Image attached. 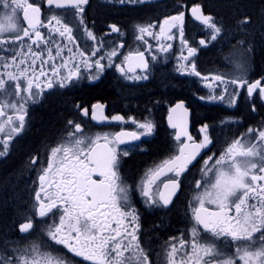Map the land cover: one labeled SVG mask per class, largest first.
<instances>
[{
    "label": "flooded vegetation",
    "instance_id": "flooded-vegetation-1",
    "mask_svg": "<svg viewBox=\"0 0 264 264\" xmlns=\"http://www.w3.org/2000/svg\"><path fill=\"white\" fill-rule=\"evenodd\" d=\"M29 2L41 7L42 21L47 22L51 15H57L64 23L73 27L75 44L59 36L55 37L57 44L65 46L62 57L73 55L79 62V52L90 55L94 45H98L101 39L103 44L100 51L91 59L94 61L114 48L117 55L112 57L113 67L106 68L99 80L90 82L81 78L64 88H60L58 84L51 89L45 87L36 102L27 105L25 127L19 133L13 134V138L8 140L6 155L0 156V241L5 251L11 252L13 247H24L36 242L40 245V254L35 258L39 260L44 259L43 254L50 253L54 264L59 260H63L64 264H93L92 261L75 256L63 246L54 245L48 240L45 229L53 222H58L59 215L53 216L49 213L48 217L41 218L36 213L38 205L35 194L40 190L38 177L47 167L52 148L68 144L81 135L95 137L98 133L114 134L121 130L143 131L132 123L135 120L152 122V134L141 137L139 141L117 145V151L119 153L133 144L137 145L127 156L121 154L120 175L128 186L132 206L139 213L137 235L140 246L147 254L149 264H166V253L171 250V245H178L179 240L184 238L189 241V245L178 252L176 260L186 258L185 254L191 252V228L195 223L190 205L195 204L194 196L203 190L197 189L195 182L202 178L200 169L204 160L209 156L215 160L233 140L247 137L248 128L264 127V101L260 99L258 91L249 100L246 91L242 90L235 107H229L221 102L200 99L210 92L201 77L211 78L215 74L235 77L239 72L237 65L245 62L250 82L264 77V0H144L142 3L133 4L120 3L119 0H88L83 5V19L87 28L98 38L95 42L79 24L73 8L56 9L48 6L47 0ZM196 6L222 26V33L216 41H210L209 30L192 13V8ZM181 12L184 13L183 39L187 42L186 46L181 43L178 29L173 28L171 33L160 32L161 27L167 28L164 25L166 18ZM7 14L6 10H0V27L5 29L0 32V38L15 34L9 29L10 21L5 18ZM245 17L250 18V23L242 25L241 21ZM16 22L18 26L26 27L22 20V10L18 13ZM109 25L117 26L120 31L112 32ZM148 25H152L148 31L153 35L143 34V39H138L141 35L139 28ZM40 31L45 36L49 33V29L45 27ZM168 35H173L174 38L168 39ZM201 39L206 41V47L200 45ZM242 39L245 40L243 46L238 43ZM161 45H171V48L165 52L160 49ZM249 45L252 48L250 54L246 52ZM188 47L196 48V55L187 62L179 61L182 52L187 56ZM68 48L72 49L71 53ZM138 52L144 53V59L149 64L147 80L135 79V76L145 74L137 66L139 61L135 55ZM0 55L7 57L11 53L3 52V46H0ZM129 55L133 58L125 61L124 58ZM60 59L57 58L55 63L59 64ZM191 62L195 63L196 71L201 76L181 75L177 71L178 63ZM51 63L44 66L49 77L52 75ZM101 63L107 64L108 60H102ZM115 64L125 67L127 75L132 79L121 76ZM129 64L133 67V72H127ZM39 67L37 62V72ZM61 72L65 73L66 69H61ZM84 75L87 76V73L84 72ZM40 79L43 82L46 78ZM180 102L187 109V115L183 118L193 141L200 142L203 139L200 128L207 124L212 143L200 151L188 171L179 177L180 188L167 209L146 208L143 203L146 198L140 194V187L151 174L150 170H156L164 160L178 154L174 139L176 130L169 126L168 117L170 109ZM95 105L101 107L94 109ZM253 105L255 111L252 110ZM83 109L88 110L87 116L83 114ZM4 112L0 123L7 121L9 115H16L11 108H4ZM179 112L180 110L173 114L174 118ZM93 114L96 116L95 120L92 119ZM115 115L123 116L126 122L112 121L111 117ZM69 120L74 124L79 123L82 133H76L73 126L68 124ZM18 123L13 119V126ZM70 131L72 136H69ZM7 132L8 126L5 125V132L0 133V139H7ZM86 143L87 141L85 145ZM2 147L0 145V149ZM33 158L36 159V164L31 162ZM257 174L261 173L257 170ZM175 178L172 173L161 175L153 185V190H163V182ZM93 179L99 178L94 176ZM3 200H8L9 204L3 205ZM207 207L214 208L213 205ZM56 212L53 209V213ZM29 218L32 219L33 229L26 234L20 233L19 226ZM113 227L116 225L113 224ZM199 231L202 239H214L210 234L204 233L203 229ZM172 237L176 239H170ZM215 243L226 256H234L235 247L230 239L220 238ZM125 255L128 256L129 253ZM236 264H242V261L237 259Z\"/></svg>",
    "mask_w": 264,
    "mask_h": 264
},
{
    "label": "snow or ice",
    "instance_id": "snow-or-ice-1",
    "mask_svg": "<svg viewBox=\"0 0 264 264\" xmlns=\"http://www.w3.org/2000/svg\"><path fill=\"white\" fill-rule=\"evenodd\" d=\"M119 2L133 4L142 3L144 0H119ZM87 3L88 0H47V5L56 9L73 8L79 24L84 27L87 36L95 42L98 38L87 28L83 19V5ZM0 10H6L8 13L5 18L10 21L9 29L15 33L8 38H0L3 52L11 53L7 57L0 55V69H3L0 71V117L5 115L4 108H11L16 113L15 117L9 115L7 121L0 123V133L5 132V125L8 126L7 139H0V145L3 146L0 149V156H4L9 148L8 140L25 127L27 105L36 102V98L45 87L51 89L58 84L60 88H64L81 78L95 82L101 78L106 68L113 67L112 57L117 55V51L114 48L93 61L91 57L96 56L103 44L101 39L98 45H94L90 55H86L83 51L79 52L81 57L79 62L73 55L64 58L62 52L65 46L57 44L55 37L64 38L72 44H75V38L72 35L73 27L64 23L57 15H51L47 22L42 21L41 7L29 0H0ZM21 10L26 27L18 26L16 22ZM192 13L209 30L210 41H216L222 33V26L218 25L211 15L204 14L199 6L193 7ZM183 22V12L166 18L164 25L167 28L161 27L160 32L171 33L173 28L178 29L181 43L186 46L187 42L183 39ZM249 23V17L241 21L242 25ZM42 27L49 29L47 36L40 31ZM150 27L152 25L140 27L141 35L137 38L143 39V34L153 35L148 31ZM109 28L112 32L120 31L115 25H109ZM4 30L0 27V32ZM167 38L173 39L174 36L168 35ZM199 43L207 46L204 39ZM238 43L243 46L245 40L242 39ZM53 46H55V55H53ZM169 48L171 45L160 46L165 52ZM68 52L71 53L72 49L68 48ZM246 52L248 54L252 52L250 45L246 48ZM187 53V56H184L182 52L179 61H189L190 57L196 55L197 49L188 47ZM57 58H61L59 64L55 63ZM132 58L129 55L124 60L129 61ZM135 58L139 61L137 66L145 73L135 76V79L147 80L149 64L144 59V53L138 52ZM105 59L108 63H101ZM153 59L155 60L156 57ZM37 62L40 65L38 72ZM50 62H52L51 77L44 68ZM115 68L125 79H132L121 64H115ZM237 68L239 72L235 77H226L224 74H215L211 78L202 76L201 79L210 92L200 99L235 107L237 99L244 90L249 100L258 91L260 99L264 101V83H262L264 77L250 82L247 78V63L238 64ZM61 69H66V72L62 73ZM133 71V67L129 64L127 72ZM177 71L181 75L201 76L196 71L194 62L178 63ZM41 77L46 79L41 82ZM100 107L95 105L94 109ZM178 110L180 112L174 118L173 114ZM252 110L255 111L254 105ZM82 111L85 116L88 115L87 109ZM186 115L187 109L183 102L177 103L169 111V126L176 130L174 139L177 142L178 154L164 160L156 170H150L151 174L140 187V194L146 198L143 201L146 208L167 209L180 188L179 177L188 171L189 166L200 155V151L212 143L207 124L200 128L203 139L200 142L193 141L183 118ZM13 119L19 122L17 126H13ZM92 119H96L95 114ZM111 120L126 122L121 115H115ZM132 123L143 131L121 130L114 134L98 133L95 137L81 135L68 144L52 148L47 167L38 177L40 190L35 194L38 205L36 213L41 218L48 217L49 213L53 216L59 215L58 222H53L45 229L48 240L54 245L63 246L75 256L92 261L93 264H149V258L141 248L137 235L139 213L132 206L128 186L120 175L121 154L127 156L137 145L133 144L119 153L117 145L139 141L141 137L151 135L154 124L150 121L135 120H132ZM68 124L73 126L76 133H82L79 123L74 124L69 120ZM247 133V137L233 140L215 160L212 156L204 160L200 169L202 178L195 182V187L203 190L194 196L195 204L190 205L192 219L195 222L191 228V252L185 254L186 258L181 257L179 261L176 260L178 252L189 245L188 240L181 238L178 245H171V250L166 253V264H236L237 259L242 261V264H264V183H261L264 181V175H261L264 174V127L248 128ZM72 135L70 131L69 136ZM31 162L37 163L35 158ZM257 170L261 174H257ZM168 173H172L176 178L163 182V190L154 191L153 185L156 181L161 175ZM94 176L99 179H93ZM207 205H213L214 208H209ZM53 209L57 212L53 213ZM113 224L116 227H113ZM32 229L31 218L19 226L22 234L29 233ZM199 229H203L204 233L210 234L214 239H202ZM220 238L230 239L235 247L234 256H226L217 247L215 240ZM126 253L129 255L126 256ZM39 254L40 245L36 242L23 248L16 246L11 252L5 251L0 254V264H54L50 253L43 254V260L35 258ZM55 264H64V262L59 260Z\"/></svg>",
    "mask_w": 264,
    "mask_h": 264
},
{
    "label": "rangeland",
    "instance_id": "rangeland-1",
    "mask_svg": "<svg viewBox=\"0 0 264 264\" xmlns=\"http://www.w3.org/2000/svg\"><path fill=\"white\" fill-rule=\"evenodd\" d=\"M8 202H9L8 200H3V205H8L9 204ZM19 247L23 248L21 246H19ZM24 247H26V246H24ZM4 252H5V247L3 246V244L0 241V254H3ZM36 259L39 260L38 258H36Z\"/></svg>",
    "mask_w": 264,
    "mask_h": 264
}]
</instances>
